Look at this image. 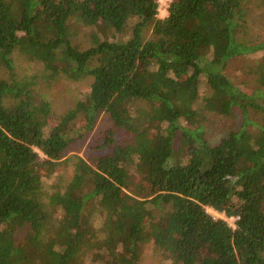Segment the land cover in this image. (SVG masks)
I'll use <instances>...</instances> for the list:
<instances>
[{
    "label": "trees",
    "instance_id": "1",
    "mask_svg": "<svg viewBox=\"0 0 264 264\" xmlns=\"http://www.w3.org/2000/svg\"><path fill=\"white\" fill-rule=\"evenodd\" d=\"M249 2L172 0L157 18V0H0V264H138L149 243L169 264H264V125L250 117L264 95L222 72L264 51L236 39ZM16 53L48 81L91 77L88 92L56 117ZM234 107L242 126L210 144L205 114ZM79 152L69 183L46 194Z\"/></svg>",
    "mask_w": 264,
    "mask_h": 264
},
{
    "label": "rangeland",
    "instance_id": "2",
    "mask_svg": "<svg viewBox=\"0 0 264 264\" xmlns=\"http://www.w3.org/2000/svg\"><path fill=\"white\" fill-rule=\"evenodd\" d=\"M172 2V0H171ZM247 9L246 23L237 33L236 39L247 44L264 42V0H250L244 6ZM168 7L162 6L157 12V18L167 16ZM71 27L76 34V43L82 48L90 46V35L87 27L81 26L77 22H72ZM113 36L112 33H109ZM149 33L146 34V38ZM15 71L20 79L30 80L35 83L33 89L37 96L49 102L53 113L56 117L64 115L67 111L72 109L78 99L88 92L92 83V78L87 77L80 81H71L63 77H58L53 81H48L45 78L43 65L38 62L28 61L23 55L14 54ZM262 68V69H261ZM264 69V51L248 54L230 60L224 70L222 71L226 77L231 81L232 85L247 95H255L256 101H262L259 95H264V85H261L259 79L261 78ZM2 78H7L8 75L4 71H0ZM201 97L207 95L210 90L206 86L205 81L201 84ZM257 93H259L257 95ZM251 120L258 124L264 125V114L252 113ZM243 124L242 111L238 107H234L231 115L222 116L213 113H206L205 120L202 123L204 128L205 140L210 144H216L222 138L226 137L229 132L238 130ZM80 125V124H79ZM109 127L108 121L102 117L97 123L92 135L85 142L84 149L92 145L93 138H96L102 131ZM255 128V126L253 127ZM73 156L83 157V152L71 153L67 156L68 162L59 167V170L45 182L46 194L52 191V187L60 184L62 187L67 185L72 178L75 171ZM47 202V198H45ZM215 219H222L227 224L234 228V219L226 218L223 214H218L212 210H207ZM99 240H102L100 237ZM97 252L93 251L91 254L90 263L95 262ZM138 264H169L165 260L164 254L156 251L152 244L145 246L140 261Z\"/></svg>",
    "mask_w": 264,
    "mask_h": 264
},
{
    "label": "built area",
    "instance_id": "3",
    "mask_svg": "<svg viewBox=\"0 0 264 264\" xmlns=\"http://www.w3.org/2000/svg\"><path fill=\"white\" fill-rule=\"evenodd\" d=\"M170 3H171V0H157L158 10L162 8L163 5L164 7H168Z\"/></svg>",
    "mask_w": 264,
    "mask_h": 264
}]
</instances>
